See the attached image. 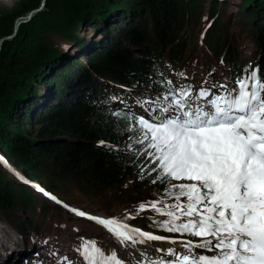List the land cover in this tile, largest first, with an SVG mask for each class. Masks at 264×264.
<instances>
[{
    "label": "trees",
    "instance_id": "trees-1",
    "mask_svg": "<svg viewBox=\"0 0 264 264\" xmlns=\"http://www.w3.org/2000/svg\"><path fill=\"white\" fill-rule=\"evenodd\" d=\"M206 1L210 11L208 18L214 17L208 29L200 37L191 33L194 44L183 41L181 36L186 34L181 35L180 32L185 24L190 27L191 16L198 18V22L191 21L192 28L197 25L199 32L202 30V22L199 21L204 15ZM24 3L20 5L19 11H15L18 5L13 9V14H7L6 19L0 21V37L12 32L11 25L18 12L37 6L39 0ZM222 4L227 3H220L218 0L210 3L208 0H47L44 6L46 9L36 14L28 24H22L19 29L21 33L18 32L13 40H6L0 49V153L8 162L18 166V169L38 178L44 184L46 181L50 186L45 185L51 190L54 188L60 191L62 188H58L59 186L72 187L74 184L80 193L89 188L87 195L94 197L103 194L106 198L110 190L122 194L131 192L128 200L116 196V204L134 205L136 196L139 200H146L140 199L142 190L160 188L165 184L152 183L156 173L151 169L155 165L144 154L134 155L137 149H142L141 145L134 142V146L129 148L117 141L118 137H134L135 133L123 130V124L118 125L111 112L125 110L127 106L133 113L125 105L130 102V97L133 104H137L138 100H148L153 107L167 92L168 80L177 89L186 85L195 87L190 80L179 82L177 77L172 79L167 73L170 68L181 72L179 70H193L198 66H203L206 72L213 70L214 65L208 60L210 50L216 60L222 56L223 63L218 64L219 66L227 65L229 69H233L231 82L242 75L245 69L251 70L257 66L264 69V0H251L250 3L242 0L239 5L241 7L228 19L224 15L225 6L221 8ZM216 8L220 9L219 15H224L221 18L224 19L225 30L222 29L220 37L214 39L210 37L211 31L221 29V18L213 15ZM187 16L189 20L185 19ZM81 22L88 27L94 25L98 28L104 40L92 45H88L89 42L85 44L76 34L79 25L83 24ZM197 36L200 42L196 41ZM243 38H250L257 48L251 68L247 62L236 67L241 60L240 45H234V48L227 44L228 41ZM67 42L74 44L82 54H85L86 49L93 53V45L97 46L99 52L95 51L92 57L89 54L87 67L76 59L70 61L62 47ZM221 44L222 52L219 50ZM194 45L196 48L198 45L204 46L205 50L202 52L207 58H199ZM67 70L70 72H66ZM215 83L222 84L221 79ZM36 84L51 89L53 97L42 99L41 104L32 108H22L24 105H21V99L26 96L31 98L29 103H34ZM122 87H127L129 91ZM113 97L118 99H112ZM39 106L42 108L37 109ZM9 109L10 112H15L17 121L13 122L14 116L7 119ZM28 121L38 126V136L48 139L40 140L36 137L31 140L27 137L23 132V125L28 124ZM101 141L118 145L119 151L109 150ZM37 145L43 148L40 150ZM24 172L22 173L25 175ZM25 176L30 177L27 174ZM131 176L134 177L133 182L124 184L127 182L126 178ZM11 181L0 171V219L6 220L22 237L32 236L31 239L34 240H51L53 235L49 234H54L59 239L62 234L70 231L71 227L57 218L48 223L44 231L30 230L31 223L26 220L28 217L15 218L16 214L14 217L4 213L5 210L14 208L12 205L17 204L16 201L22 205L33 203L23 190L20 191L21 200L18 201L17 198L15 201L14 184ZM119 185L122 186L118 187ZM132 220L144 231L157 235L192 240L197 238L167 232L146 214ZM84 221L80 230L93 238L97 229L88 227L86 220ZM72 229L71 231H80ZM55 230L58 231L54 233ZM71 237L76 238V234Z\"/></svg>",
    "mask_w": 264,
    "mask_h": 264
},
{
    "label": "snow or ice",
    "instance_id": "snow-or-ice-1",
    "mask_svg": "<svg viewBox=\"0 0 264 264\" xmlns=\"http://www.w3.org/2000/svg\"><path fill=\"white\" fill-rule=\"evenodd\" d=\"M166 83L167 92L155 107L151 101H137L147 105L149 118L137 116L127 106L111 112L123 130L135 133L129 140L143 146L134 155L144 154L155 165L152 183L166 184V196L175 201L166 204L162 198L140 204L138 213L151 209L168 218L156 222L163 230L201 238L200 242L171 240L182 244L186 254L170 248L167 253L174 260L151 264H264V69H245L235 87L213 83L194 91L191 85L177 89L171 80ZM100 143L119 151L118 145ZM0 164L30 183L3 156ZM181 180L192 183H174ZM31 186L76 216L103 226L122 245L169 240L130 228L116 218L76 209L39 185ZM195 249L215 254H198ZM80 251L86 264H130L94 242Z\"/></svg>",
    "mask_w": 264,
    "mask_h": 264
},
{
    "label": "rangeland",
    "instance_id": "rangeland-1",
    "mask_svg": "<svg viewBox=\"0 0 264 264\" xmlns=\"http://www.w3.org/2000/svg\"><path fill=\"white\" fill-rule=\"evenodd\" d=\"M29 0H0V21L3 22V20H5L7 14H13L15 7L18 6V9L15 11H19L20 9V5L25 2L28 3ZM43 0H39V4L37 6H34L33 8H31L30 10L24 11V12H18L17 16H15L16 18H14L15 20L13 21L11 28H12V32L8 35H4L2 37H7L6 39L2 40L1 45L6 41H10L13 40L14 38H16L18 36V32L19 29L21 27L22 23L19 28L18 31L16 30V24H17V19L20 17H27L28 15H31V12L34 10H38L32 17H29L28 19H25V21H27V24L29 23L28 21H31V19L38 14L39 12H42L44 9H46V7L44 8H40L41 4H42ZM209 3L212 0H208ZM223 1H225L227 4H222L221 8H224L225 6V16L226 18H230V15H232L233 13L238 11V8L241 7L239 6L242 2V0H218V2L223 3ZM247 2H251V0H247ZM24 3V4H25ZM23 5V4H22ZM220 7V6H219ZM12 10V11H11ZM22 11V10H20ZM203 16L202 18H200L201 20L199 22H202L201 26L203 27L202 30L199 32L198 30V26L192 24V20H194L195 22H198V18L191 16V20H189V16H187L185 19L189 20L190 23V27H188L189 24H185L184 28L182 29V31L180 32L181 35V39L183 41L190 42L192 44H194L193 39L194 36L191 35V33L198 35L199 37L202 36L205 31V29H208L211 20L214 17L208 18L210 16V11H209V4L206 3L204 4V8H203ZM212 13V11H211ZM220 13V9L216 8L215 9V13L213 14L215 17H217L218 19L223 17L224 15ZM238 20V19H237ZM24 20L21 22H25ZM223 22L224 19L221 18V21L219 23V25L221 26V29H219L218 31H214L212 30L210 33V37L217 39L218 37H220V31L222 29L225 30V27H223ZM26 23V22H25ZM83 23V22H81ZM92 23V21H91ZM186 23V22H185ZM76 27V25H74ZM78 27V26H77ZM91 28V29H87V28ZM78 29V30H77ZM77 32L76 34H78V36L80 37V39L82 41H84L85 44H89L88 45H92V43H96V42H102L104 40V37L102 38V34L99 31L98 28H96L94 25H92V27H88L87 25H85L84 23L82 25H79V27L77 28ZM198 30V31H196ZM199 32V33H198ZM243 32V31H242ZM21 33V32H19ZM101 34V35H100ZM196 37L198 42H200L199 37ZM0 37V38H2ZM195 38V39H196ZM231 37H229L228 40H230ZM68 39H65V41H67ZM223 41V39L221 40ZM230 42V43H229ZM227 44L231 45L232 47L235 48L234 45H240V63H244L247 62V60H251L252 58H255L257 55V48L255 46V44L252 42V40L250 38H243V39H237V40H231L228 41ZM87 46V45H86ZM63 50L65 49L66 54L69 56L70 61L72 59H76L78 61H81L84 65H86L87 62V58L88 56L91 55V57L94 55L93 53L95 51H98L96 48V45H93L94 48V52H88V49L85 50V54L80 53L79 51L76 50V47L74 46V44H70V42L64 43L63 44ZM222 47V44L219 46V50L220 52H222V50L220 49ZM194 48L196 49V53L200 56L207 58V55L202 52L203 50H205L204 46L202 45H198V47L196 48L194 45ZM239 49V48H237ZM99 52V51H98ZM97 52V53H98ZM88 53V54H87ZM185 53H187V51H185ZM90 54V55H89ZM208 60L210 61V63L214 66L218 65L221 63L222 61V56L220 55L219 59H215L212 51L210 50V56L208 57ZM87 67H89L88 65H86ZM60 68V67H59ZM172 70V68L169 69L168 72H170ZM219 71H223L220 68H218ZM181 72H184V76L179 75L181 72H176V71H171L169 73V77H171L172 79H174L173 77L177 76L179 82L181 80H185L188 77L194 82V84H202V79L201 78L204 73L201 69H199L197 72L195 70H191V69H184V70H179ZM66 72H70V70H67ZM179 75V76H178ZM224 76V75H222ZM176 78V77H175ZM229 79V78H228ZM227 79V80H228ZM223 81L224 77H223ZM45 85L42 84H36L35 88H36V96L34 98V103L31 101L29 103V100L31 99L29 96L25 97L24 99H21L23 102L21 105H24V107L22 108H26L27 107H34L37 104H41L42 103V99L46 98L50 99L51 97H53V94L51 93V89L49 90L47 87H44ZM195 86V85H194ZM78 97H81V94H78ZM38 100V102L36 103L35 100ZM71 100V97L69 98ZM75 98H73L74 100ZM30 104V105H29ZM54 103H52L53 105ZM28 105V106H27ZM128 105L130 108L133 109L134 113L135 112H139L142 115H146L149 117V113L147 112V107L145 108V105L142 107L141 104L137 103V104H133L132 102L129 104H125ZM29 107V108H30ZM37 109L42 108V106L36 107ZM11 109H9L6 113V117L7 119L14 116L15 117V112L12 110V112H10ZM14 121H17V118H13ZM134 122V121H133ZM26 123V122H25ZM135 123V122H134ZM25 126L23 132L27 134V137L31 138V140L33 138H40V140L43 139H48L46 137H42L38 136L39 135V128L38 126H36L33 123H30L28 121V124L23 125ZM10 128H14V127H10ZM117 141L120 142V144L122 146H126L129 148H132V146H134V139L133 140H129L128 137H118ZM38 146V145H37ZM141 147H143L141 145ZM38 148L41 150L43 148V146H38ZM0 156H3L0 153ZM41 156V155H39ZM4 157V156H3ZM11 162V161H9ZM11 165H14L13 167L16 169V171L19 173V171L24 172L23 170L18 169V166H16L13 162H11ZM0 171L2 172V174L12 180L11 182L14 184L13 185V194H14V200L16 201L18 198V201L21 200L19 199L20 191L23 190V192L27 193V195H29V200H31L33 203L31 205H22L20 204V202H17V204L12 205L14 208H10L4 211V213H6L8 216L12 215L14 216V214H16L17 217L15 218H27L26 220L30 221V230L34 229V230H39V231H44L45 227L48 223H52L55 218H57L58 220H63L68 227H71L69 230V232L67 234H62L61 237L63 238V242H60L59 245V251L62 250H69V253L71 254L72 250L68 249L69 246L72 242H73V237H71L72 234H76V240L78 242V247L85 245V244H89L92 241L88 240V238L84 237L83 235L78 234L76 231H71L74 229H82L83 226V220H86L89 223L94 224V226L92 225H88V227L90 228H99L98 233L94 234L97 238H99V241H94L95 245L98 246L99 248H101L105 253L110 254L112 251H116L119 254V257L122 258L125 261H129L130 264H135L134 262L138 263L139 258L140 257V261L144 264H151L152 261L154 260H160V259H164L167 260L168 258L170 260H174L175 258L172 257L171 255H169L167 253V249H175L178 253H185V249L183 247L182 244L180 243H171V240H176V241H186V240H180L177 239L175 237H168L169 240L167 241H150L148 243L145 244L144 249H136L139 250V252L137 253L136 250H134L137 254V258L135 254H132V251H127L124 250V248L119 245L116 244L115 242H113V236L112 234H108L107 232H105V229L103 226L97 224L95 221H90L88 219H82L79 216H76L74 213L69 212L67 209H65L62 205H56L55 203H53L47 196H45L43 193H41L40 191H38L36 188H33L31 185L34 183L36 185H39L40 187H42L43 189H45V191L53 194L55 197H57L60 201H62L63 203H67L68 205H70L71 207H74L76 209H80V210H85V211H89L91 212L90 214L92 215H101V216H107V217H113V215L117 216L119 219L126 221L131 227L135 228L134 226H140L139 224H136L132 219L136 216L142 215V214H146L147 216H149L150 218H152L154 221H165L168 218L166 216H161L158 215L157 213H155V211L148 209L146 211H142L138 213V209H139V205L138 204H143L142 202L140 203V201H157V200H161L162 198L165 200L166 204H174L175 201L174 199H169L166 196V190H167V185H162V187L160 188H147L148 190H142L139 194V196L141 197L140 199H146V200H139V198H137V196L135 197L136 202L134 203V205H129L126 203H120V204H116V199L118 197L116 196H120L122 197V199L124 200H128V198L131 196V192H125V193H120V192H115V190H110L108 191L109 195L106 196V198L104 197L103 194H101V196L97 197V196H92L87 195L86 191H89V188H86V191L80 193L77 190V187L72 184V187H58V188H62L60 189V191L55 190L54 188H52L53 190L49 189L48 186H50L49 184H47L46 181L45 184H47L48 186H46L44 183H42L40 180L35 179L34 176H32L29 173H25V175H29L30 177H25L28 181L32 182V184H25L22 180H20L18 178L17 175H15L12 171L6 170L5 167L0 164ZM20 168V167H19ZM8 173H4V170ZM23 169V168H22ZM3 170V171H2ZM9 175V176H7ZM22 175V174H21ZM24 176V175H22ZM38 177V176H37ZM40 179H43L41 177H39ZM127 182L124 184H130L131 182H133L134 177H127L126 178ZM43 181V180H42ZM174 183H192V181H185V180H181V181H174ZM122 184V185H124ZM133 184V183H132ZM24 185V186H21ZM122 185H119L118 187H121ZM126 186V185H125ZM79 192V193H78ZM39 194L43 195V196H39ZM118 194V195H117ZM143 197V198H142ZM41 198H43L44 200H42ZM151 198V199H150ZM150 199V200H149ZM47 202H46V201ZM186 202V198L182 197L181 198V203H185ZM130 203V202H127ZM1 214H3V212L1 211ZM52 215V216H51ZM50 218V219H49ZM81 219V220H77ZM183 220H187V217H183ZM3 221V227H5V229H1L0 226V264H60L59 262V258L53 256V254H50V249L49 246L52 245L53 241L48 240H34L31 239L32 236H30V238H24L22 237V235L20 233H18L16 230H14L10 224L4 220V219H0ZM14 220V219H13ZM82 221V222H81ZM179 223V221H178ZM129 226V227H130ZM96 228V229H97ZM141 229V228H140ZM143 230V229H141ZM58 230L53 231L54 233H56ZM81 231V230H80ZM144 231V230H143ZM81 233L83 234V232L81 231ZM152 233V232H150ZM159 233V232H158ZM154 234V233H152ZM162 234V233H159ZM49 235H53L54 239H57L56 235L54 234H49ZM156 235V234H154ZM71 239L72 241L67 243L66 239ZM42 241V242H41ZM200 242V241H199ZM34 243H40L42 245L40 246H34ZM142 247V248H143ZM129 248V247H127ZM146 250H149V253H151L149 258H144L143 255L146 252ZM145 251V252H144ZM196 253H206L209 254L210 252H207L206 250L203 249H195L194 250ZM50 254L49 256H46ZM186 254V253H185ZM34 255H39V256H34ZM155 255L158 259L155 258ZM79 264V262L77 263ZM178 264V262H177Z\"/></svg>",
    "mask_w": 264,
    "mask_h": 264
},
{
    "label": "bare ground",
    "instance_id": "bare-ground-1",
    "mask_svg": "<svg viewBox=\"0 0 264 264\" xmlns=\"http://www.w3.org/2000/svg\"><path fill=\"white\" fill-rule=\"evenodd\" d=\"M46 2H47V0H43L42 1V4H41V7L40 8H44V6H45V4H46ZM38 10H34V11H32L31 12V15H30V17H32L36 12H37ZM24 19V17H20V18H18L17 19V24H16V30L18 31V28H19V26L22 24V23H25V22H27V21H25V22H20V21H22ZM19 22V23H18ZM223 77L224 76H222V79H221V83L222 84H226L225 83V81H223ZM228 82H231V79L229 78L228 80H227ZM123 88V87H122ZM154 107V106H153ZM10 164V163H9ZM11 165V164H10ZM14 165H11V167L13 168V169H15L14 167H13ZM6 170H8L7 168H5ZM15 171H16V169H15ZM17 172V171H16ZM19 174L21 175H24L21 171H19ZM23 177H26L25 175L23 176ZM30 182V181H29ZM29 184H32V182H30ZM49 193V192H48ZM51 194V193H50ZM51 195H53V194H51ZM39 196H43V195H41V194H39ZM53 203H55V201H53L49 196H47ZM56 204V203H55ZM56 205H58V204H56ZM80 210V209H79ZM83 211H85V210H83ZM85 212H87V213H91V212H89V211H85ZM96 216H100V217H106V218H112V217H107V216H101V215H96ZM82 219H87L86 217H81ZM77 220H81V219H78L77 218ZM82 222V221H81ZM85 221L83 220V223H84ZM86 224L87 225H93L92 223H89V222H87L86 221ZM3 225V221L2 220H0V226H1V229H5V227H3L2 226ZM94 226V225H93ZM141 230V229H140ZM143 231V230H142ZM146 232H148V231H146ZM148 233H150V232H148ZM157 235V234H156ZM44 240V239H43ZM48 240H50V239H46L45 241H48ZM42 242V241H41ZM117 244H119V245H121L123 248H124V250H127V251H132L134 248H135V250L136 249H144V247H145V244H137V245H135V247H133L132 245H130V244H128V245H122L120 242H118ZM40 245H42V244H40V243H37V244H35L34 243V246H40ZM144 246V247H143ZM127 247H129V248H133V249H128ZM143 247V248H142ZM145 250V249H144ZM145 252V251H144ZM146 252L147 253H145L144 255H143V257L144 258H149L150 257V255H151V253H149V250H146Z\"/></svg>",
    "mask_w": 264,
    "mask_h": 264
},
{
    "label": "water",
    "instance_id": "water-1",
    "mask_svg": "<svg viewBox=\"0 0 264 264\" xmlns=\"http://www.w3.org/2000/svg\"><path fill=\"white\" fill-rule=\"evenodd\" d=\"M30 17V15H28L27 17H25L23 20L25 21V19H28ZM22 20V21H23ZM21 22V21H20ZM19 23V22H18ZM7 37H2V38H0V49H1V42H2V40H4V39H6Z\"/></svg>",
    "mask_w": 264,
    "mask_h": 264
}]
</instances>
